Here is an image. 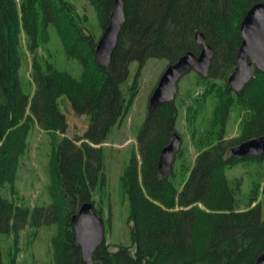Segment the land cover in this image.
<instances>
[{
  "label": "trees",
  "instance_id": "16d2710c",
  "mask_svg": "<svg viewBox=\"0 0 264 264\" xmlns=\"http://www.w3.org/2000/svg\"><path fill=\"white\" fill-rule=\"evenodd\" d=\"M86 1L101 34L115 0ZM256 2L264 0H123L116 45L110 61L99 64L98 36L72 1L0 0V234L14 235L7 260L0 248V264H19L18 234L41 228L50 232L51 260L45 264H88L75 242L71 217L90 201L103 219L100 197H94L104 183L102 144L131 104L121 88L129 63L163 57L168 64L188 51L198 54L197 32L212 50L207 73L194 74L197 88L180 103L176 93L147 110L136 148L118 178L119 194L128 203L131 244L111 248L104 236L92 251V264H254L264 253V153L240 156L231 150L264 135V71L254 68L238 90L227 77L242 41L240 21ZM51 27L65 58L80 64L79 75L55 59L56 50L48 46ZM64 104L86 115L80 134H66ZM181 107L195 157L182 158L180 146L177 169L173 163L161 174L159 155L177 131ZM231 112L239 126L232 137L227 136ZM33 127L47 135L48 201L30 206L15 182ZM235 166L249 174L247 189L241 174L228 176Z\"/></svg>",
  "mask_w": 264,
  "mask_h": 264
},
{
  "label": "rangeland",
  "instance_id": "374dc122",
  "mask_svg": "<svg viewBox=\"0 0 264 264\" xmlns=\"http://www.w3.org/2000/svg\"><path fill=\"white\" fill-rule=\"evenodd\" d=\"M70 1L75 4L80 14L86 16V25L96 36H98V40L101 34L98 32L96 26V18L92 7L86 0ZM50 35L51 39L48 46L50 47V50H56L55 59L59 65L75 76L79 75L80 64L76 59L65 58L60 42L52 27ZM40 52H44V50L42 49ZM27 61H29V59ZM166 65L167 59L163 57H149L141 63L138 60H133L129 63L128 74L121 84V88L127 99L132 98L131 104L120 123L113 127L107 141L102 144L105 151L103 170L104 183L102 184L101 189L94 194V197H100L99 205L103 207V219L105 221L106 229L104 236L111 248H114L117 243H123L126 245L131 244L130 227L127 220L128 203L126 198H124V200L121 199L118 178L124 166L128 163L132 149H134V147L136 148L135 136L138 126L141 125L148 110V97ZM22 73L24 74L25 81H28L29 67L26 64L22 67ZM195 73V70L191 69L179 79L178 95L175 97L178 103L184 99L186 93L196 90L197 86L194 81ZM132 91H134V94H132ZM63 106L68 121V130L66 134L70 136L75 133L80 134L87 127L86 115L75 114L71 111L72 107L70 106V109L67 104H64ZM230 114L227 122V136L232 137L238 134L239 126L237 115H235L234 112H231ZM176 129V132L181 137L180 146L181 149H183L182 158L186 156L192 161L195 157L196 151L195 149H191V144L188 140L189 136L185 127L184 107H181L179 110ZM29 135L31 136V139L29 137L30 144L22 159V163L20 161L15 185L20 194L27 202H29V205L32 206L37 202L41 203L40 201L43 199L46 200V197L48 201V196H46L47 193H45L46 191L44 192V186L47 180L44 171V163L47 153V147L45 145L47 135L41 129L34 127L31 129ZM176 166L177 161L174 163L173 168ZM253 171L255 172L254 169ZM227 174L229 177L241 174L243 176L245 189L248 188L249 182L252 181L249 178V174L242 168H237V166L229 168ZM262 216L264 217V209L262 210ZM108 217H110V222H108ZM29 230L27 232L21 231L20 234H18L19 254L17 255V259L19 264L48 263L51 260L50 254H47L48 246L50 247V241L48 244L50 232L45 230V228L38 229L37 233L36 231L30 232ZM13 239V233H10L9 235L0 234V248L6 260Z\"/></svg>",
  "mask_w": 264,
  "mask_h": 264
},
{
  "label": "water",
  "instance_id": "95a60500",
  "mask_svg": "<svg viewBox=\"0 0 264 264\" xmlns=\"http://www.w3.org/2000/svg\"><path fill=\"white\" fill-rule=\"evenodd\" d=\"M123 20V0H115L109 22L95 46V57L99 64H107L110 61ZM239 32L242 41L237 51L236 65L227 77L228 85L235 90L241 89L251 79L254 68L264 71V2H256L246 11L240 21ZM195 39L202 44L201 50L198 54L188 51L164 68L149 96V111L174 98L178 90V80L191 69L202 75L207 73L212 56L211 47L205 43L200 32L196 33ZM180 145L181 137L175 132L170 142L160 152L158 169L161 174L172 168ZM231 151L240 156L247 153L256 156L262 155L264 153V135L242 141ZM71 222L75 242L80 246L83 258L88 264H92V251L104 238L103 219L97 214L93 204L86 201L72 215ZM254 264H264V253L257 256Z\"/></svg>",
  "mask_w": 264,
  "mask_h": 264
},
{
  "label": "bare ground",
  "instance_id": "6f19581e",
  "mask_svg": "<svg viewBox=\"0 0 264 264\" xmlns=\"http://www.w3.org/2000/svg\"><path fill=\"white\" fill-rule=\"evenodd\" d=\"M97 43V42H96Z\"/></svg>",
  "mask_w": 264,
  "mask_h": 264
}]
</instances>
